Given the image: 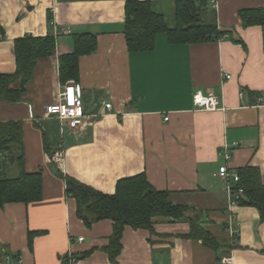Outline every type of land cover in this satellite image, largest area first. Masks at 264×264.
I'll return each mask as SVG.
<instances>
[{
	"label": "crops",
	"instance_id": "1",
	"mask_svg": "<svg viewBox=\"0 0 264 264\" xmlns=\"http://www.w3.org/2000/svg\"><path fill=\"white\" fill-rule=\"evenodd\" d=\"M127 1L0 0L1 71L16 72V39L53 35L56 41L52 56L35 66L21 100L0 99V122L23 123L25 169L43 173L41 200L0 205V263L9 253L22 256L24 264H64L70 254L79 257L75 264H228L227 258L264 264L259 209L230 206L231 183L217 175L223 165L231 172L250 164L264 182V26H245L240 15L264 8V0H217L216 6L209 0L205 18L217 22L223 37L183 44L160 32L155 48L141 52L128 47ZM146 1L168 26H178L176 0ZM51 20L71 26L72 33L54 35ZM83 32L96 34L98 48L81 57L78 81L62 83L60 56L73 51L74 35ZM71 81L80 86L77 95L88 113L78 129L44 113ZM200 89L216 94L219 108L195 107ZM46 143L52 154L61 150L58 166ZM7 170L13 176H4ZM20 171L8 152L0 153V178ZM60 171L106 193L115 192L118 179L146 172L156 189L189 208L186 216L219 247L184 236L191 222L161 216L155 233L127 226L120 255L112 261L106 250L112 220L86 225ZM232 213L240 234L233 246L225 228Z\"/></svg>",
	"mask_w": 264,
	"mask_h": 264
},
{
	"label": "trees",
	"instance_id": "2",
	"mask_svg": "<svg viewBox=\"0 0 264 264\" xmlns=\"http://www.w3.org/2000/svg\"><path fill=\"white\" fill-rule=\"evenodd\" d=\"M178 26L171 28L164 16L152 9L150 1L128 0L125 5V36L130 51H147L155 48L157 35L167 34L172 43H198L221 38L222 31L216 21L205 18L209 10V0H176ZM240 15L245 26L260 24L264 26V8L243 9ZM74 48L70 54L60 56V80H79V63L85 54L94 53L98 48L96 34L83 32L74 35ZM17 68L14 74L0 70V99L10 102L20 101L28 82L33 78L34 69L42 57H49L55 52L56 41L53 35L41 37H22L15 40ZM24 128L20 120L0 122V153L8 152L20 165L16 177L0 178V205L7 202L39 201L43 193L42 171L28 172L25 169ZM45 149L51 155L50 146ZM240 180L233 185L236 192L242 188L244 193L237 199V204L252 205L259 209L264 219V182L260 169L246 165L238 171ZM67 183V194L77 200L78 216L88 226L94 222L110 219L114 224L110 244L106 247L111 260L116 261L123 247V233L127 226L135 229H148L155 233L157 217L170 220L191 222L188 238L201 239L204 245L216 249L218 241L203 229L193 217L186 216L189 208L173 203L167 190L156 189L146 172L118 179L114 193L102 192L59 172ZM78 257V256H77ZM79 258V257H78ZM67 256L65 258V261ZM64 261V262H65Z\"/></svg>",
	"mask_w": 264,
	"mask_h": 264
},
{
	"label": "built area",
	"instance_id": "3",
	"mask_svg": "<svg viewBox=\"0 0 264 264\" xmlns=\"http://www.w3.org/2000/svg\"><path fill=\"white\" fill-rule=\"evenodd\" d=\"M210 4L213 6L217 5V0H210ZM51 26L54 28V35H69L72 33L71 26H60L56 23V21H50ZM227 78L230 77L228 74ZM80 86L75 83L74 81L69 82L64 86V88L59 92L58 100L56 103L50 104L45 108V115L50 117L60 118L61 120L65 121L67 126L71 129H78L80 127L85 126L86 119L88 117L87 111L84 110L82 103L77 95ZM263 100V98H260ZM220 99L216 94H206L201 89L197 90L194 95V105L197 108H202L209 111H214V109L219 108ZM108 109H111L112 104L110 102L105 103ZM166 120L169 117L165 118ZM231 154H227V158L229 159ZM63 160V155L61 150L59 149L55 153L51 155V161L58 166ZM218 176L221 178L229 180L231 183L228 187L229 192V204L232 206L233 204H237V199L240 195L244 193L242 188H239L236 192L233 190V184L240 180L238 171H231L229 170L228 165L221 166L219 172L217 173ZM235 215L232 213L229 218L228 222L225 226L228 235L230 236V242L235 245L240 238L239 228L235 225ZM78 240L82 241L83 237H79ZM6 261L1 262L0 264H24L22 256H14L11 254H5ZM78 257L73 254L67 256L66 261L64 264H75L77 263ZM226 263L233 264L231 258H227Z\"/></svg>",
	"mask_w": 264,
	"mask_h": 264
},
{
	"label": "rangeland",
	"instance_id": "4",
	"mask_svg": "<svg viewBox=\"0 0 264 264\" xmlns=\"http://www.w3.org/2000/svg\"><path fill=\"white\" fill-rule=\"evenodd\" d=\"M7 163H9V162L7 161ZM12 174H13L12 170H7V172H6V174L4 176H13Z\"/></svg>",
	"mask_w": 264,
	"mask_h": 264
}]
</instances>
